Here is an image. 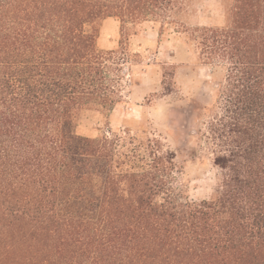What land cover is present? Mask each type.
Instances as JSON below:
<instances>
[{
	"label": "trees",
	"instance_id": "1",
	"mask_svg": "<svg viewBox=\"0 0 264 264\" xmlns=\"http://www.w3.org/2000/svg\"><path fill=\"white\" fill-rule=\"evenodd\" d=\"M189 2L0 0V264H264V0H225L222 26L185 22ZM109 19L118 49L100 45ZM145 23L218 82L196 107L209 200L161 139L77 133L82 112L121 103L123 33Z\"/></svg>",
	"mask_w": 264,
	"mask_h": 264
},
{
	"label": "rangeland",
	"instance_id": "2",
	"mask_svg": "<svg viewBox=\"0 0 264 264\" xmlns=\"http://www.w3.org/2000/svg\"><path fill=\"white\" fill-rule=\"evenodd\" d=\"M186 13L184 20L191 25L222 26L225 0H190ZM121 39L120 24L107 20L101 47L118 49ZM124 39L129 58L124 65L123 99L111 115L82 112L77 133L97 138L129 126L139 139H161L177 153L190 199L209 200L217 188L218 170L199 140L203 120L198 118L196 107L212 104L217 97L218 82L212 79L211 68L196 64L193 52L182 47L172 30L160 37L154 23L127 25Z\"/></svg>",
	"mask_w": 264,
	"mask_h": 264
}]
</instances>
